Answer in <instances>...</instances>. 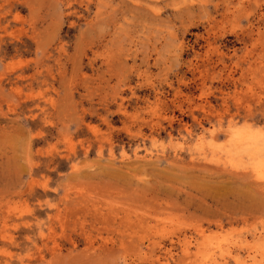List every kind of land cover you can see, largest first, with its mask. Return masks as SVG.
I'll return each mask as SVG.
<instances>
[{
  "label": "rangeland",
  "instance_id": "obj_1",
  "mask_svg": "<svg viewBox=\"0 0 264 264\" xmlns=\"http://www.w3.org/2000/svg\"><path fill=\"white\" fill-rule=\"evenodd\" d=\"M260 134L264 0H0V264H264Z\"/></svg>",
  "mask_w": 264,
  "mask_h": 264
},
{
  "label": "bare ground",
  "instance_id": "obj_2",
  "mask_svg": "<svg viewBox=\"0 0 264 264\" xmlns=\"http://www.w3.org/2000/svg\"><path fill=\"white\" fill-rule=\"evenodd\" d=\"M235 129V128H234ZM234 129H232V131L234 130ZM240 131V130H239ZM243 131V130H242ZM249 131V133H251L252 134V132H250V130H248ZM240 133V132H239ZM244 133V132H243ZM246 133V132H245ZM236 134V133H235ZM242 134V133H241ZM238 135V134H237ZM240 135V134H239ZM261 136H263L262 134H260ZM214 136V135H213ZM232 136V135H231ZM255 136V135H254ZM258 136H259V134H258ZM264 137V136H263ZM236 138V137H235ZM234 139V138H233ZM246 139H251V136L250 135H248V137L246 138ZM254 140V139H253ZM257 139H255V141H256ZM261 140H262V138H261ZM260 140V141H261ZM254 141V142H255ZM234 143H235V141H234ZM252 143H253V141H252ZM258 142H256V144H257ZM251 144V143H250ZM255 144V145H256ZM213 145V144H212ZM241 145V144H240ZM261 146H263V145H261ZM232 148V147H231ZM251 151H252V149H251ZM223 152V151H222ZM234 155V154H233ZM262 157H263V155H262ZM222 160V159H221ZM264 164V162H262L261 164H260V167L262 166ZM256 169V168H255ZM258 172L259 171H261V170H257ZM259 174H262V173H259ZM261 176V175H260ZM262 183V182H261ZM258 184V183H257ZM116 211V210H115ZM167 223V222H166ZM123 237V236H122Z\"/></svg>",
  "mask_w": 264,
  "mask_h": 264
}]
</instances>
